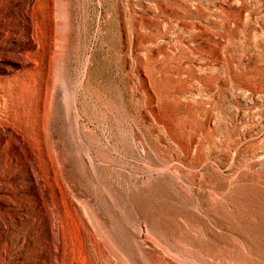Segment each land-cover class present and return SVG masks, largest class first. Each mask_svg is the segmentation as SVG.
<instances>
[{"label": "rangeland", "instance_id": "1", "mask_svg": "<svg viewBox=\"0 0 264 264\" xmlns=\"http://www.w3.org/2000/svg\"><path fill=\"white\" fill-rule=\"evenodd\" d=\"M26 1L0 0V264H264V0Z\"/></svg>", "mask_w": 264, "mask_h": 264}, {"label": "bare ground", "instance_id": "2", "mask_svg": "<svg viewBox=\"0 0 264 264\" xmlns=\"http://www.w3.org/2000/svg\"><path fill=\"white\" fill-rule=\"evenodd\" d=\"M42 4H43V0H27L26 1V6L28 8H31V9L40 8L42 6ZM56 37H58V36H56ZM29 39H30V42H31L32 45L35 46L37 44V41H36L37 37L35 35V31L33 29V26H31V35H30ZM20 54L22 56L21 58L15 59L14 57H12L11 60L22 62L25 65H27L28 63L33 65V63H34L33 60H30L26 56V54L24 52H20ZM4 68L5 69H8L7 66H5ZM52 121L54 123L57 122V120L55 118H53V117H52ZM135 236H140V232H139V234L135 233Z\"/></svg>", "mask_w": 264, "mask_h": 264}]
</instances>
